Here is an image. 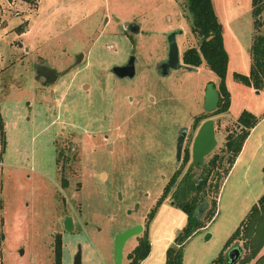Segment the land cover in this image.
Instances as JSON below:
<instances>
[{"label":"rangeland","instance_id":"374dc122","mask_svg":"<svg viewBox=\"0 0 264 264\" xmlns=\"http://www.w3.org/2000/svg\"><path fill=\"white\" fill-rule=\"evenodd\" d=\"M212 1L228 54L231 104L226 114L210 117L217 146L204 162L222 153L244 110L261 119L252 138L258 149L245 178L242 163L226 178L225 162L212 171L197 200L207 202L205 213L217 198V214L185 243L182 264H212L264 195V87L255 90L234 78L249 74L234 71V60L244 48L251 62L258 32L251 0ZM0 2V264H54L58 234L61 264H74L79 250L81 264H114L115 236L135 226L143 231L126 242L121 264L129 263L145 233L151 250L141 264H166L188 216L170 196L160 205L158 200L185 149L191 156L203 123L193 128L195 118L211 114L205 110L207 86L219 84L204 61L194 69L182 62L184 51L198 46L187 1L16 0L9 9L6 0ZM133 24L138 33L129 30ZM179 30L182 67L161 75L167 35ZM130 57L134 77L113 74L112 67ZM35 66L64 74L48 84ZM182 129L187 132L178 162ZM190 165L192 156L182 174ZM241 244L232 243L224 256Z\"/></svg>","mask_w":264,"mask_h":264},{"label":"trees","instance_id":"16d2710c","mask_svg":"<svg viewBox=\"0 0 264 264\" xmlns=\"http://www.w3.org/2000/svg\"><path fill=\"white\" fill-rule=\"evenodd\" d=\"M187 10L191 14V29L193 34L198 37L197 48L191 47L184 51L182 62L185 66L191 69L198 68L202 62L214 72L218 77L217 90L219 92V104L210 116L199 115L195 118L193 128H197L200 122L207 121L210 117L217 114H226L230 108V96L225 83V78L228 69V54L223 44V30L218 21L216 11L213 8L212 0H186ZM252 12L255 17L254 28L258 31L252 40L250 55L251 68L249 74L234 73V78L238 82L261 90L264 87V35L260 30L264 26L262 16L264 14V0H251ZM21 28V27H20ZM264 118V115L263 117ZM238 131L226 135V142L221 154H215L207 163H202L197 170H200L199 177L194 173L193 165L183 174L184 166L190 161L191 156L188 149L184 151V158L181 167L176 170L168 183L163 189V195L158 200L160 205L165 199L170 196L174 206L180 208L188 216L187 224L184 230L175 238L176 245L170 246L166 253V264H182L183 246L198 230H201L203 222H210L217 214L216 200L212 201L211 207L205 213L197 212L202 204L198 203L197 196L201 191L205 190L212 171L222 166L225 162L227 165L223 167L225 178L229 175L234 166L239 153L250 132L261 121V119L248 111H242L236 118ZM0 132L3 134L2 117L0 115ZM183 175V176H182ZM222 183H219V178L213 185V192L219 193V188ZM155 211L151 210L149 219L154 216ZM201 213V214H200ZM241 241L240 258L235 264H264V254L259 256L264 248V195H262L256 204L251 206L245 219L239 224L235 232L228 238L224 244V248L220 255L212 261V264H227L228 259L223 252L231 246L232 243ZM61 234L55 236L53 250L55 252L54 264H61ZM240 245L236 246L239 247ZM150 243L147 238V233L140 238L139 243L131 253L128 254V264H141L150 253Z\"/></svg>","mask_w":264,"mask_h":264},{"label":"water","instance_id":"95a60500","mask_svg":"<svg viewBox=\"0 0 264 264\" xmlns=\"http://www.w3.org/2000/svg\"><path fill=\"white\" fill-rule=\"evenodd\" d=\"M129 30L133 33H138V28L136 25H129ZM182 33L181 30L179 32H172L167 35V45H168V55L167 58L162 61L159 66V72L162 75H168L171 71L179 70L182 67V63L180 62V51L177 47L176 37ZM82 56V55H81ZM80 56V57H81ZM188 67V66H187ZM37 70L38 77H42L45 80V83H52L54 80L59 76L63 75L64 73H59L56 69H49L44 66H35ZM112 72L119 78H132L136 73V69L134 67V57H130L123 66H114L112 67ZM219 92L214 87L213 84H209L207 86L204 101H205V110L208 113H212L216 111L218 104H219ZM186 129H182L181 133L179 134V139L177 141L176 146V156L178 162L182 160V149L185 141L186 136ZM195 140L193 142L191 148V156H192V163L195 168H198L202 163H204L205 158L209 155L217 146V139L215 137V124L213 119H209L203 122L200 125L199 130L195 135ZM206 204H203L200 208H198L197 212H203ZM200 213V214H201ZM69 222L67 221L66 224ZM141 226L131 227L130 229L118 233L114 238V264H121L123 259V251L124 245L128 240H130L133 236H138L142 233ZM210 235L206 238L208 239ZM241 254V247H234L229 250L227 254L228 263L227 264H235V262L239 259ZM74 264H81V251L79 250L76 253L74 258Z\"/></svg>","mask_w":264,"mask_h":264},{"label":"crops","instance_id":"0c3cea01","mask_svg":"<svg viewBox=\"0 0 264 264\" xmlns=\"http://www.w3.org/2000/svg\"><path fill=\"white\" fill-rule=\"evenodd\" d=\"M0 5H2L1 2H0ZM1 7L4 8V5H2ZM7 8H8V4H7ZM213 8H214V6H213ZM11 9H12V7H11ZM249 57H250L249 53H246L244 51V48H243V50L240 51L239 54H237V57L234 60V64H236L234 71H237V70L238 71H245L246 73L248 71V73H249L251 65H252L251 62L249 61V59H250ZM259 123L250 132L249 137L245 141L243 148H242L241 152L239 153V156H238L234 166L232 167V168H235V167H237V165L242 163L240 173L242 174V176L244 178L247 177V175H249V172H250V169L252 166V159L255 157L257 149H258L257 138L255 137L256 140L253 141L254 143L252 142V138H254V133H255L257 127H259ZM249 146H251V147H249Z\"/></svg>","mask_w":264,"mask_h":264},{"label":"built area","instance_id":"2783aa9c","mask_svg":"<svg viewBox=\"0 0 264 264\" xmlns=\"http://www.w3.org/2000/svg\"><path fill=\"white\" fill-rule=\"evenodd\" d=\"M6 1L8 2L9 6L15 5V2H16V0H6ZM1 149H2V145H0V151ZM1 167L2 165H0V170H1Z\"/></svg>","mask_w":264,"mask_h":264},{"label":"flooded vegetation","instance_id":"af4514ba","mask_svg":"<svg viewBox=\"0 0 264 264\" xmlns=\"http://www.w3.org/2000/svg\"><path fill=\"white\" fill-rule=\"evenodd\" d=\"M114 74V73H113ZM228 254V253H227ZM228 263V262H227Z\"/></svg>","mask_w":264,"mask_h":264}]
</instances>
